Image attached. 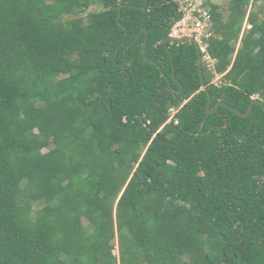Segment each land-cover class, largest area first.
Returning a JSON list of instances; mask_svg holds the SVG:
<instances>
[{"label": "trees", "instance_id": "obj_1", "mask_svg": "<svg viewBox=\"0 0 264 264\" xmlns=\"http://www.w3.org/2000/svg\"><path fill=\"white\" fill-rule=\"evenodd\" d=\"M260 1L204 6L212 108L264 102ZM182 18L0 0V264H264V109L207 115L198 44H163Z\"/></svg>", "mask_w": 264, "mask_h": 264}, {"label": "built area", "instance_id": "obj_2", "mask_svg": "<svg viewBox=\"0 0 264 264\" xmlns=\"http://www.w3.org/2000/svg\"><path fill=\"white\" fill-rule=\"evenodd\" d=\"M186 4L181 5L183 18L179 20L171 29L169 38L181 39L190 38L198 44L200 52L203 53L205 59L209 63H213L209 56H206V45H202L204 39L209 38L212 27L211 13L202 3L195 4L191 0H185Z\"/></svg>", "mask_w": 264, "mask_h": 264}, {"label": "water", "instance_id": "obj_3", "mask_svg": "<svg viewBox=\"0 0 264 264\" xmlns=\"http://www.w3.org/2000/svg\"><path fill=\"white\" fill-rule=\"evenodd\" d=\"M191 41L192 40L190 38H188V37H184V38H181V39L166 38V39H164L163 44L167 46V50L169 52V55L171 56L169 47L167 45L168 43H171V44H183L185 42H191ZM144 51L146 52V48L144 49ZM145 55H146V53H145ZM202 66H203V57H202L201 53L199 52V74H200V77H201L202 88H203V90L206 92V94L208 96L207 115L214 114L215 112H217L219 110L220 107H226L229 110H231L232 112H234L237 115H239L240 117H249V116H251L252 111H253V107L256 104H260L263 107V109H264V102L261 101V100H258V99L253 100V102L250 104V106L248 108V111L246 113L240 112V111L236 110L235 108H233V107H231L228 104H225L223 102L218 103L217 105H215L212 108V99H211V95L209 93V89H208V87L206 85V82L204 80V77H203Z\"/></svg>", "mask_w": 264, "mask_h": 264}, {"label": "rangeland", "instance_id": "obj_4", "mask_svg": "<svg viewBox=\"0 0 264 264\" xmlns=\"http://www.w3.org/2000/svg\"><path fill=\"white\" fill-rule=\"evenodd\" d=\"M176 1L180 5H183V6L186 4L185 0H176ZM191 1H193V3H195V4L202 3V4H204V6H207V7L209 6V5H206L208 3L218 5L219 11L224 16V19H226L229 15L228 8H229V4H230L231 0H191ZM98 10H99V7L92 9V11H98ZM249 11L255 12L259 15V17H261L263 15V12H264V1L257 2L256 4L254 3L252 6H250ZM250 28H251V26L248 25V23L246 22L245 29H250ZM205 44H206V42L203 41L202 45L205 46ZM218 79H219V77L215 78L216 82L218 81ZM84 223H85V225H87L88 221L85 220ZM115 253L118 254V248L116 249Z\"/></svg>", "mask_w": 264, "mask_h": 264}]
</instances>
